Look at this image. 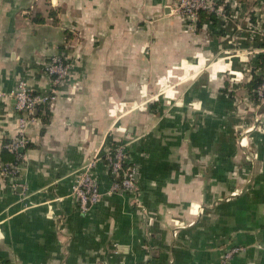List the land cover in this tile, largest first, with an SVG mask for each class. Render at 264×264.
Returning <instances> with one entry per match:
<instances>
[{"label": "crops", "instance_id": "0c3cea01", "mask_svg": "<svg viewBox=\"0 0 264 264\" xmlns=\"http://www.w3.org/2000/svg\"><path fill=\"white\" fill-rule=\"evenodd\" d=\"M172 1L0 0V165L17 80L46 93L48 57L71 64L0 172V264H264V109L247 88L264 0H224L195 27ZM117 146L136 193L109 192ZM89 160L101 196L81 213L70 187Z\"/></svg>", "mask_w": 264, "mask_h": 264}, {"label": "built area", "instance_id": "2783aa9c", "mask_svg": "<svg viewBox=\"0 0 264 264\" xmlns=\"http://www.w3.org/2000/svg\"><path fill=\"white\" fill-rule=\"evenodd\" d=\"M223 2L224 0H173L169 5V9L190 27H195L200 12L212 13L217 18H224ZM259 53L264 55V46H261ZM44 70L52 79V87L48 92L35 93L31 91L25 79L21 78L17 80L13 90L12 96L15 101V109L24 116L19 120L17 134L6 142L3 147L13 152L16 160H21L23 150L26 147L25 125L33 121L34 111L37 107L50 104L54 100L56 88L68 77L71 64L60 55L54 54L46 60ZM250 99L258 109H264V70L261 73L260 82L252 90ZM256 117V120L264 118V112L256 115ZM104 161L107 163L108 172L111 176L109 192H137V168L134 164L123 167L122 164L129 161L121 146L108 149L104 155ZM19 163L20 161L1 164L0 172L13 175L17 172ZM93 164L94 161L89 160L79 167L75 171L70 187V192L76 199L78 210L81 213H86L98 202L101 196L99 186L91 174ZM236 251V248H232L225 252L222 262L225 263Z\"/></svg>", "mask_w": 264, "mask_h": 264}, {"label": "trees", "instance_id": "16d2710c", "mask_svg": "<svg viewBox=\"0 0 264 264\" xmlns=\"http://www.w3.org/2000/svg\"><path fill=\"white\" fill-rule=\"evenodd\" d=\"M203 19H209L211 20V22H216L217 19L215 18V15L212 14V13H204V12H200L199 15H198V21H197V26H199L202 22ZM35 22H42V19L39 18V17H36L33 19ZM261 46H264V39H263V42L261 43ZM260 69H261V72L259 75H253L251 80L248 82L247 84V88L250 92V94H252V90L258 85V83L260 82L261 80V73L262 71L264 70V55L260 54ZM8 142V140L6 141ZM7 149L3 148L2 149V154H8L9 155V160L10 161H2L1 163L4 164V163H17L19 162L20 160H16L15 159V154L11 151H8ZM106 163V162H105ZM107 164V163H106ZM130 164H133L131 163L130 161L128 163H123V167L127 166V165H130ZM111 177V176H110Z\"/></svg>", "mask_w": 264, "mask_h": 264}]
</instances>
